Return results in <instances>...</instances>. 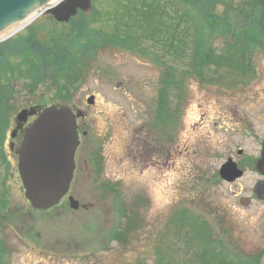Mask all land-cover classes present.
<instances>
[{"label":"rangeland","instance_id":"obj_1","mask_svg":"<svg viewBox=\"0 0 264 264\" xmlns=\"http://www.w3.org/2000/svg\"><path fill=\"white\" fill-rule=\"evenodd\" d=\"M127 2L93 1L87 26L79 14L67 23L41 16L34 31L12 37L32 33L46 51L85 53L60 76L58 64L37 77V59L20 48L6 53L0 81L12 89L6 122L11 102L15 111L61 102L87 114L78 149L87 172L76 173L68 193L79 209L66 196L33 209L6 142L8 121L0 264H196L208 253L227 264H264V175L255 168L264 140V31H255L264 30V0L176 3L178 31L191 34L173 56L148 37L112 42L114 16L122 18ZM138 25L165 29L158 15ZM248 33L257 37L250 42ZM193 52L206 60H191Z\"/></svg>","mask_w":264,"mask_h":264},{"label":"water","instance_id":"obj_2","mask_svg":"<svg viewBox=\"0 0 264 264\" xmlns=\"http://www.w3.org/2000/svg\"><path fill=\"white\" fill-rule=\"evenodd\" d=\"M94 0H0V42L17 31L50 15L57 23H67L79 11L91 12ZM94 97L87 99L93 104ZM17 120L27 118L25 110ZM79 144L75 114L66 105H50L24 130L23 140L15 150L24 196L30 206L46 211L67 193L72 179L75 150ZM257 171L264 175V140ZM70 208L79 203L68 197ZM45 264V263H42Z\"/></svg>","mask_w":264,"mask_h":264},{"label":"trees","instance_id":"obj_3","mask_svg":"<svg viewBox=\"0 0 264 264\" xmlns=\"http://www.w3.org/2000/svg\"><path fill=\"white\" fill-rule=\"evenodd\" d=\"M114 2H119L120 0H113ZM134 1V2H131ZM181 3V0H128L127 5L125 6L122 4L123 12L121 13L122 18L118 17V13L114 16L116 17L115 22H117V26L115 27L114 31H109V37L112 38V42L116 45L123 44L124 41H131L133 44H136L137 37L146 38L148 37V40L151 42H155L157 44L161 45L160 52L161 54H164L166 56H173L177 54L178 47L186 42V39L191 34L190 31H178V27L180 25V16L178 15V8L177 4ZM119 8V6H118ZM122 9V8H121ZM172 11L175 12V16H173L172 20H166L163 21L166 17L169 18L172 13ZM94 12V11H91ZM178 12V13H177ZM182 12V11H180ZM81 23L86 25L88 24V16L87 13L79 12ZM132 16L135 18V20L131 23H126L125 20H123V17L125 16ZM152 15H158L160 18V22L162 24V27L165 29L158 30L157 28H152L147 30L148 27H141L138 25V19L141 17L148 18ZM208 16V15H207ZM190 17V16H189ZM210 17V16H209ZM119 18V19H117ZM73 17L71 18V20ZM150 19V18H149ZM137 24V25H136ZM127 25V26H126ZM34 25H29L26 28L29 29V31L33 30ZM145 29L147 31H145ZM255 31H264V30H255ZM32 33H29L26 37H24L22 40H15L12 39L11 43L8 45H3L0 49V68H5L8 66V61L5 59L6 53H14L17 54L20 52V48H22L25 53L31 54L34 58H36L37 61L36 64L32 63V68L36 73L35 75L38 77V75L41 73V71L44 70L46 66L51 65H58L59 68L57 71H59V74L56 72L54 76H60V71H64V69L70 67L74 64L81 63V58L85 55V53L79 54L76 50H73V52L70 50L69 56H65L62 51H46L39 42H37L33 36ZM250 36V37H249ZM257 36L253 35L252 33H248V39L250 42L254 40ZM76 41H78V38L75 37L73 42H71V46L73 44H76ZM39 46L42 51L37 48ZM184 51V50H181ZM190 51V50H189ZM69 52V51H68ZM159 52V53H160ZM173 53V54H172ZM183 57V56H182ZM203 59V60H202ZM28 63L31 61V59H28ZM191 60L193 61H199L202 63L206 60V58H202V56H194V52L191 55ZM21 61V60H19ZM62 68V69H61ZM79 72H81L79 70ZM3 69H1L0 72V78H2ZM10 75V74H9ZM0 81V139L7 128L8 121L6 122L5 115L7 114V111L10 107V104L8 103V99L6 97L7 94L12 93V89L8 86L4 88L1 85ZM6 123V125H5ZM2 161L1 153H0V163ZM4 200V199H3ZM6 203L4 202L2 206L0 207V223L2 220L5 219L3 216V212L5 213ZM207 257V258H206ZM204 259L205 261H199L196 264H227L223 260H218L216 257L214 259H211V255L208 253Z\"/></svg>","mask_w":264,"mask_h":264},{"label":"flooded vegetation","instance_id":"obj_4","mask_svg":"<svg viewBox=\"0 0 264 264\" xmlns=\"http://www.w3.org/2000/svg\"><path fill=\"white\" fill-rule=\"evenodd\" d=\"M11 104H12V115L14 117H12V119H10V121H9V126L7 129L8 130L10 129V130H9L8 138H7L6 142H7L8 148L11 151L13 157L16 158V173L18 174V177H19V172L17 169V155L15 154V150H16V148L19 147L20 143L22 142V139L24 136V129L30 123L33 122V120L36 118V114L38 113V110L42 106H40L38 104H33V105L29 106L28 108L23 107V108H20L17 111H15V106L13 107L12 102H11ZM69 106L71 107V109L74 111V113L76 115L77 134H78V138H79V145H78L77 150L75 152V168H74L73 177H72V181H73V178L75 177L77 172H79V171L82 172L83 170H84V172H82V173L85 174L87 172L86 171L87 170L86 158L83 155H81V153H78V149L83 145L84 137H86L88 135V129L87 128L89 127V125L86 122L87 114L82 109H80L78 107V105L69 104ZM23 110H25V113H27V115H28L26 120H23V121L17 120V118H16L17 114ZM14 113H15V115H14ZM81 157L85 158L84 161H82ZM68 193H69V191H68ZM65 196L68 198L70 195L66 194ZM78 203H79V201H78ZM79 206H80V204H79ZM83 207H85V206H83Z\"/></svg>","mask_w":264,"mask_h":264}]
</instances>
